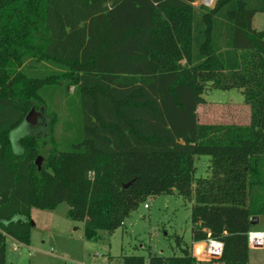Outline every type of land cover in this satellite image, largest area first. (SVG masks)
<instances>
[{
    "label": "trees",
    "instance_id": "1",
    "mask_svg": "<svg viewBox=\"0 0 264 264\" xmlns=\"http://www.w3.org/2000/svg\"><path fill=\"white\" fill-rule=\"evenodd\" d=\"M195 1L0 0V264L8 237L30 245L34 208L66 202L92 240L173 192L192 202L193 246L176 236L180 255L119 264H197L203 242L207 261L250 264L264 215V31L252 25L264 0ZM212 89L240 90L250 121L199 123ZM56 100L75 138L67 119L47 156L35 133L18 152L11 133ZM197 155L211 158L205 177Z\"/></svg>",
    "mask_w": 264,
    "mask_h": 264
},
{
    "label": "rangeland",
    "instance_id": "2",
    "mask_svg": "<svg viewBox=\"0 0 264 264\" xmlns=\"http://www.w3.org/2000/svg\"><path fill=\"white\" fill-rule=\"evenodd\" d=\"M215 2L197 0L194 6L204 4L211 7ZM254 25L256 29L264 31V12L256 15ZM73 90L74 87H71L70 92ZM203 95L207 101L200 105L198 115L201 122L247 124L250 121L251 111L240 90L212 89ZM50 104L51 98L48 100ZM36 110L41 113L36 123H24L11 133V138L19 152V139L30 133L37 134L43 158L52 146V138L57 140L64 135L63 124L66 120L70 119L74 127L68 133L69 139L75 138L76 124L79 122L74 113L69 115L65 101L56 100L51 108L38 105ZM210 163L208 155L195 156L194 177L210 174ZM68 209L66 202L60 203L54 209L55 219L52 223L49 217L40 216L36 211L31 219L30 245H20V249L14 252L12 241L8 240V264H119L125 255H141L148 261L150 254L163 257L180 255L176 236L182 237L185 244L193 246L192 202L176 192L149 197L125 218L122 226L113 232L101 230L99 237L92 240L85 239L81 222L72 221L66 216ZM253 231L264 236V215L259 217ZM249 262L264 264V247L252 248ZM197 264L223 263L215 260L200 261Z\"/></svg>",
    "mask_w": 264,
    "mask_h": 264
},
{
    "label": "water",
    "instance_id": "3",
    "mask_svg": "<svg viewBox=\"0 0 264 264\" xmlns=\"http://www.w3.org/2000/svg\"><path fill=\"white\" fill-rule=\"evenodd\" d=\"M40 112H38L36 110L35 107H33L29 113L27 114L26 118H25V123H30V124H35L36 121H37V118L38 116H40ZM128 186V184L126 185V187ZM259 218L258 217H255L252 221L253 225H255L257 222H258ZM193 243V242H192ZM208 244L207 242H203L202 244H198L195 246V251L198 255V257L201 259V260H211L212 257L208 256Z\"/></svg>",
    "mask_w": 264,
    "mask_h": 264
},
{
    "label": "crops",
    "instance_id": "4",
    "mask_svg": "<svg viewBox=\"0 0 264 264\" xmlns=\"http://www.w3.org/2000/svg\"><path fill=\"white\" fill-rule=\"evenodd\" d=\"M258 14V13H257ZM256 14V15H257ZM256 15L254 16V18H253V21H252V25H253V27L254 28H256L255 27V25H254V19H255V17H256ZM203 97H204V95H203ZM206 100V99H205ZM207 101V100H206ZM231 105H236V104H231ZM199 111H200V105L198 106V109H197V115L199 114ZM198 122L199 123H209V122H201L200 120H199V115H198ZM36 211H38L39 213V215L41 216H47V217H49L50 218V220H51V223H52V221H54V219H55V214H54V210H41V209H36V208H34V209H32V211H31V219H32V217H33V214L36 212ZM34 223V222H33ZM83 224V223H82ZM8 240H10V241H12V250L14 251V252H16V251H18L19 249H20V245H25V244H20V243H18V242H16L13 238H11V237H8V239H7V242H8ZM13 242H16V243H13ZM14 246H19V249L18 250H16V249H14ZM264 247V241H263V243L260 245V246H250V250L253 248H263ZM9 263V256L7 255V249H6V264H8Z\"/></svg>",
    "mask_w": 264,
    "mask_h": 264
},
{
    "label": "built area",
    "instance_id": "5",
    "mask_svg": "<svg viewBox=\"0 0 264 264\" xmlns=\"http://www.w3.org/2000/svg\"><path fill=\"white\" fill-rule=\"evenodd\" d=\"M209 3H213L214 0H206ZM208 4V3H206ZM146 207H148V204H145ZM259 234V235H258ZM248 240H249V246H260L264 241L263 234H260L258 232L250 231L248 233ZM14 249L18 250L19 246H14ZM222 252V250H221Z\"/></svg>",
    "mask_w": 264,
    "mask_h": 264
},
{
    "label": "clouds",
    "instance_id": "6",
    "mask_svg": "<svg viewBox=\"0 0 264 264\" xmlns=\"http://www.w3.org/2000/svg\"><path fill=\"white\" fill-rule=\"evenodd\" d=\"M258 235H259V234H258ZM219 247H221V248H222V247H223V245H222V244H220V245H219Z\"/></svg>",
    "mask_w": 264,
    "mask_h": 264
}]
</instances>
